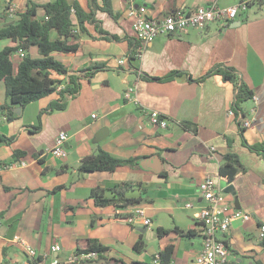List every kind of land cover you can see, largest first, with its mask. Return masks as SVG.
<instances>
[{
    "label": "crops",
    "instance_id": "crops-1",
    "mask_svg": "<svg viewBox=\"0 0 264 264\" xmlns=\"http://www.w3.org/2000/svg\"><path fill=\"white\" fill-rule=\"evenodd\" d=\"M74 1L86 13L94 8L92 0H68ZM213 1L224 7L240 0H111L115 17L95 9L97 28L85 23L87 32L79 35L76 52L55 54L73 71L98 63L105 66L80 80L78 92L67 98L65 108L41 112L59 97L54 92L20 108L14 120L0 112V134L14 137L10 144L0 143V263L63 261L75 254L79 239L95 238L108 250L103 258L83 264H151L168 244H173L170 264H190L202 248V224L197 216L205 200L198 184L212 176L224 202L252 215L245 221L234 220L220 234L230 250L226 264H264V240L258 239V228L264 224V158L248 148L264 147V0H248L246 10L226 24L210 22L178 35H159L131 63L128 58L124 65L117 63L135 45L128 4H143L149 17L162 19L176 9L192 12ZM27 2L0 0V27L16 21ZM96 3L102 4L101 0ZM8 44L10 40H1L0 49ZM30 53L38 56L34 47ZM13 59L15 63L20 60L18 55ZM217 65L234 68L256 97L245 104L251 124L243 130L235 115H228L233 84L218 74L206 75ZM175 70L181 74L170 80L148 78L165 77ZM132 85L135 91L125 98L124 90ZM6 100L0 82V102ZM152 110L164 117L166 127L150 122ZM39 113L41 128L31 132L29 126L39 122ZM183 122L196 131L185 128ZM62 130L67 133L63 159L48 152ZM98 148L118 158H139L140 165L79 172L81 159ZM14 150L23 153L15 156ZM227 152L237 154L244 166L232 180L219 174ZM156 156L161 160L159 172L145 163ZM124 182L133 185L127 197L141 198L140 205L97 206L89 196L94 185L111 188ZM110 195L105 192L106 197ZM136 208L143 209L142 217L135 215ZM174 227L194 233L170 232L162 237L156 233L157 228ZM141 235L145 248L139 253L133 246ZM15 236L35 250L34 258ZM54 244L60 246L58 252L51 251Z\"/></svg>",
    "mask_w": 264,
    "mask_h": 264
},
{
    "label": "trees",
    "instance_id": "trees-1",
    "mask_svg": "<svg viewBox=\"0 0 264 264\" xmlns=\"http://www.w3.org/2000/svg\"><path fill=\"white\" fill-rule=\"evenodd\" d=\"M94 8L86 13L80 5L74 1L53 0L43 4L28 0L25 10L17 13V20L10 21L0 27V41L10 40V44L0 49V82L4 84L7 100L0 102V112L5 114L7 120H14L18 114L14 112L15 107L23 108L27 104L36 101L42 97L48 96L54 92L59 97L49 103L48 107L41 112H52L62 110L66 106L67 98L74 96L80 88L81 79H89L93 74L105 67L98 63L90 67L77 71L71 70L66 64L56 58V53L76 52L79 43L78 38L82 33H86L85 23H92L96 26L97 21L94 18V10L100 9L108 12L115 17L111 7V0H101V5H97L96 0H92ZM10 7H8L9 9ZM97 28V26H96ZM55 33V37L52 36ZM75 40V41H74ZM135 45L128 55V61L135 60V49L138 40L133 38ZM36 48L38 56L31 55V48ZM22 50L23 56L18 52ZM18 55L20 60L15 63L13 57ZM131 65V64H130ZM134 68V66H132ZM68 75L66 81L55 78L53 75ZM181 74V71L175 70L165 77H148L152 80L166 81L172 79L175 75ZM218 74L224 81L231 82L235 88V94L232 101V110L235 118L243 130L242 121L248 117V111L245 110V104L252 99L253 93L248 86L240 79L236 70L230 66L217 65L213 67L206 75ZM190 80L191 77H189ZM64 82V83H63ZM62 83V87L57 90V86ZM160 118H164L160 116ZM38 123L30 125L31 132H36L41 128L40 113ZM182 125L195 132L196 127H191L189 123L183 122ZM14 137H7L0 134V143L10 144ZM248 148L261 154L264 158V147L262 145H248ZM21 151H13L15 156L21 155ZM224 162L219 167V174L232 180L239 169H244L239 157L233 152H227L224 155ZM140 165L139 158H118L105 150L98 148L93 154L85 156L78 165V171L81 173L95 171H114L119 166L135 167ZM140 185H137L139 188ZM62 188L57 187L55 189ZM133 188L129 182L120 183L111 188H104L100 185H94L89 191V196L94 200L97 206L112 205L115 207L127 208L141 204V198L127 197L126 193ZM109 191L111 195L105 196ZM170 232H176L181 235L191 236L194 232L183 230L178 227L173 229L157 228L156 233L162 237ZM264 245V242L262 243ZM228 249L229 246L226 244ZM145 248V240L141 235L135 242L133 249L135 252H142ZM108 248L98 239L85 238L77 241L75 254L95 253V259L103 258ZM230 252V250H229ZM234 252V251H231ZM173 254V244L166 245L157 254L161 264H170ZM0 264H12L3 260ZM30 264L34 262L30 261Z\"/></svg>",
    "mask_w": 264,
    "mask_h": 264
},
{
    "label": "built area",
    "instance_id": "built-area-1",
    "mask_svg": "<svg viewBox=\"0 0 264 264\" xmlns=\"http://www.w3.org/2000/svg\"><path fill=\"white\" fill-rule=\"evenodd\" d=\"M247 6L248 0H240L235 5L224 7H219L216 1H213L208 5L196 7L192 12L176 9L162 19H154L148 16L146 7L143 4L135 6L130 3L127 5L126 11L127 15L132 17L133 33L138 40V45L135 49L136 57H139L147 44L159 35H178L188 28H201L210 22L226 24L234 19L238 12L245 11ZM11 9L14 10L13 7ZM18 54L20 57L24 55L22 50ZM126 62L127 57H121L117 60L118 65H124ZM61 87L59 84L57 90ZM135 88L133 85L128 87L124 90L123 96L129 99ZM252 99L256 100V97L253 95ZM228 115L234 116L233 110H228ZM92 116L94 117L95 114H92ZM149 120L154 125L166 127L167 122L165 119L160 118L158 111H150ZM250 124L251 120L249 118L243 119V127H248ZM66 139L67 133L63 130L59 131L54 139V145L48 152L56 158H65ZM20 164H24V162L21 161ZM198 189L205 200V205L200 209L197 216L202 224V248L190 264H226L229 249L225 241L220 237V234L226 232L234 220L240 219L245 221L251 218L252 215L248 211L232 208L228 203L224 202L220 197L221 190L218 182L212 176H206L202 179L198 184ZM187 206H190V204H187ZM143 213L142 208L135 209L137 217H142ZM129 220L132 221V217ZM144 222L148 223L149 219H144ZM14 238L21 243V246L29 257L34 258L36 256V252L31 246L21 241L18 236ZM258 239L260 241L264 240V224H261L258 228ZM59 250L60 246L58 244L51 246V251L58 252ZM95 257V253L89 252L73 254L63 261L54 258L49 262H37L35 264H83L86 260ZM158 262L159 257L155 255L151 264Z\"/></svg>",
    "mask_w": 264,
    "mask_h": 264
},
{
    "label": "water",
    "instance_id": "water-1",
    "mask_svg": "<svg viewBox=\"0 0 264 264\" xmlns=\"http://www.w3.org/2000/svg\"><path fill=\"white\" fill-rule=\"evenodd\" d=\"M13 110L17 114H19L20 107H15ZM149 162L151 163V165H148V167H150L151 170H153L155 172H159L160 171L161 160H160V158L158 156L147 158L145 163H149ZM142 231H145V229L143 228Z\"/></svg>",
    "mask_w": 264,
    "mask_h": 264
}]
</instances>
